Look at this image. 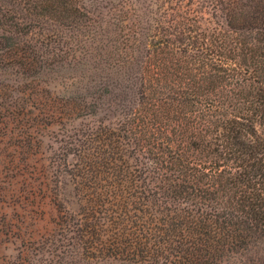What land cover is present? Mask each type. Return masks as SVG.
I'll use <instances>...</instances> for the list:
<instances>
[{
  "label": "trees",
  "instance_id": "16d2710c",
  "mask_svg": "<svg viewBox=\"0 0 264 264\" xmlns=\"http://www.w3.org/2000/svg\"><path fill=\"white\" fill-rule=\"evenodd\" d=\"M0 145L7 264H264V0H0Z\"/></svg>",
  "mask_w": 264,
  "mask_h": 264
},
{
  "label": "rangeland",
  "instance_id": "374dc122",
  "mask_svg": "<svg viewBox=\"0 0 264 264\" xmlns=\"http://www.w3.org/2000/svg\"><path fill=\"white\" fill-rule=\"evenodd\" d=\"M3 147L0 145V157L4 158ZM1 181L3 182V179ZM2 182H0V197L5 195L3 191L6 189L4 188L6 184H2ZM60 186L62 187L61 192L63 187L65 188L63 192L66 198L74 201V197L71 195L72 187H65L62 184ZM72 205L76 206V201ZM9 207L13 208V211L8 210ZM34 209L32 208L33 213H28L19 206L15 207L11 200L6 201L0 198V264H7L8 261H12L18 255L19 251L33 246L36 237L39 235L45 234L44 238L48 236L46 231L50 229L52 216L50 214L43 215L40 211L37 213Z\"/></svg>",
  "mask_w": 264,
  "mask_h": 264
}]
</instances>
